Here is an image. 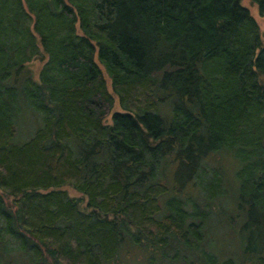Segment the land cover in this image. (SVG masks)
<instances>
[{"label": "trees", "instance_id": "trees-1", "mask_svg": "<svg viewBox=\"0 0 264 264\" xmlns=\"http://www.w3.org/2000/svg\"><path fill=\"white\" fill-rule=\"evenodd\" d=\"M240 1L0 0V264H264V42ZM231 150L233 207L208 165Z\"/></svg>", "mask_w": 264, "mask_h": 264}, {"label": "rangeland", "instance_id": "rangeland-1", "mask_svg": "<svg viewBox=\"0 0 264 264\" xmlns=\"http://www.w3.org/2000/svg\"><path fill=\"white\" fill-rule=\"evenodd\" d=\"M241 5L245 7L250 14L254 17L258 24L259 28V34L261 39L264 42V17L260 14L257 5L252 1V0H241ZM46 58L43 60L40 59V57L34 59L30 64L29 67L34 72V75H38V70L42 67L43 63L45 62ZM115 107H118L117 101L115 102ZM208 165L210 168L213 170L217 171L219 174L220 182L218 184L209 186L210 188V193H213L218 191L220 189V192L218 194H213L218 195L217 197L220 198V202L224 201V203H230V207H233V203L231 201L227 202L226 197L229 196L230 199L236 195V188L239 184V180L236 176L237 170L241 167L240 162L238 158L236 157L235 153L233 150L229 152H221L217 156H215L212 159H208ZM68 194L72 197L79 198L82 196L76 189L74 188H67ZM221 190L223 192H221ZM191 191L194 194H191L193 196H199L200 194L198 193V189L196 187H191ZM196 193V194H195ZM83 199V198H82ZM226 209L225 204L222 205V209ZM221 217L223 218V210L221 211ZM226 226L225 224L222 225V227L216 231L213 234V241H212V246L210 247V251L212 252L213 255L217 254L218 256H223V253L225 252V246L226 245H231V243H234L232 239L234 240V237L230 235L229 232H227V235H224V232H226ZM130 254H138L136 248H129ZM218 256H216L217 259ZM136 262H133L132 264H142V262L139 261V259H136Z\"/></svg>", "mask_w": 264, "mask_h": 264}]
</instances>
